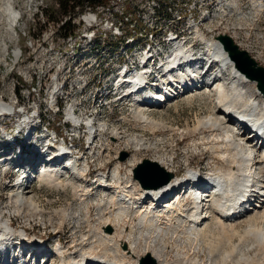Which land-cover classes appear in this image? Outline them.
I'll return each mask as SVG.
<instances>
[{
  "label": "rangeland",
  "instance_id": "obj_1",
  "mask_svg": "<svg viewBox=\"0 0 264 264\" xmlns=\"http://www.w3.org/2000/svg\"><path fill=\"white\" fill-rule=\"evenodd\" d=\"M7 1L11 3L12 8L14 7L13 11L18 13L19 16L18 26L14 30L15 32L7 29V24L5 22L6 17L3 16L1 10L5 2ZM103 1L105 3V8L106 6H109V11L107 9H102V7L95 9V12L92 15L95 18L93 22L89 23L80 21L78 24V27L80 29L77 30L75 36L71 37L72 40L70 38L63 40V35L71 29V26H77L76 22L78 21V18L77 15L72 17L71 19H68V14H55L52 16H55L56 20H63V22L59 23L58 26L56 25V22L54 24L49 23V11H51L52 13L57 9L55 0H0V101H4V103L12 105V102L15 103V101L18 100L19 105L26 106L27 104H30V107H32V95L30 94L31 92H34L33 88H40L45 86H49L51 88V80L53 79V77L56 76V79H60L62 76L63 81H61V86H68L65 89L64 98L62 97L61 99V103L64 105V110L67 108V110H69L73 106V109H77V105L79 106L80 103L84 102L86 115L92 117L94 115L92 109V100L89 97H78V89L80 88V86L83 87V84L90 83L93 84L92 86L94 87L98 86L97 83H103L104 85H107L111 82H114V80H112V75L119 73L118 69L123 60L132 62L145 50V48L147 49L149 45H151L152 47L154 44H166L168 38L165 37V33H167L168 35H175L180 33L185 36L187 31L196 32L205 29L206 26H209V31L204 36L206 40H216V37L220 34H225L229 37L231 36L233 37L234 42L239 45L240 50L246 51L249 56L257 62L259 66L264 68V17H262L258 22H253L250 18H243L244 14H254V3H260V10L264 9L262 8V6H264V0H217L218 2H222L224 4L227 3L232 6L230 8L231 10L226 9L224 11L225 15L223 16L216 15L215 12L212 13V11H210V9L213 7L214 0ZM82 6L83 9H86L88 5L87 3H83ZM258 7H256V10H259ZM87 10L88 9L84 10V12H87ZM76 11L77 10H75L74 12ZM204 12H206V14ZM228 13H230V16L224 21L219 22V18L225 17ZM71 14H73V12ZM211 16H215V18H212ZM65 18V23L70 22L71 26L60 30L59 27L63 25ZM111 26L114 27V29H112ZM90 34L91 36L94 34L92 36L94 38L93 43H91L88 39V35ZM48 39L49 45L52 44V47L47 48L43 53L41 42ZM197 41L199 40L197 39ZM202 44H200V46L196 45V51L202 52ZM15 50L19 53L20 56L18 58L19 61L15 65H13V51ZM125 52H127L128 54L127 59H124L126 55L123 56ZM84 54H86V56L88 55V59L80 58V56ZM42 61H44L43 65ZM55 66H58L59 70L63 69V71L60 72L59 70H55L56 73L55 75H53V70V72H50L49 74V69ZM193 71L195 70H191L190 72ZM49 75L53 76L49 77ZM50 88L49 92L51 90ZM244 90L245 93L243 95V98L245 99L258 95V91L256 90L254 82L252 84L246 85ZM19 91L21 100L19 98ZM180 92L179 94H181ZM15 95L17 96V99H15ZM185 95L186 94H184V96ZM198 95L200 96L194 95V98H186L174 103L173 105H168L165 108L162 107L157 109H150L148 110L149 112L147 110L144 111L145 115L148 114V117L155 118L156 121L163 120L165 123H167V126L173 125L176 129L180 128L179 130H176V133L173 132L174 134L171 133L170 129L168 128L166 130L160 129V132L155 130V133H151V131L147 128L145 129V127H143L142 125L141 120L136 115H134V109L132 111V108L130 106H127L128 101H124V104L127 103V105L121 111L113 114L103 113L101 119L102 122L99 123L101 126L105 125L107 133H105L106 135L103 134L104 137H97L96 145L92 148L91 151L85 148L84 144L82 143V141H84L86 138L84 132L81 140H75V144L81 150L78 165L81 166L80 164H85L86 162H88L90 166L88 172L89 176H84L85 181L92 180L95 175V178L97 180L99 179V177L103 176H99L98 174L105 172L108 173L109 184L113 183L114 179L112 178L111 172L112 170L114 171L115 167L119 165L118 162H121V165L118 167V169L121 168L120 176L125 177L126 172L129 169L127 160L132 155L136 157L135 159L137 161L142 162L144 160H149L150 162L157 163L158 165L159 163L157 161H159V155H165L164 158H172V161L174 162L172 164L171 171L173 172V175H177L175 177L183 175L189 168L193 170H201L202 173L211 171L212 169H214L213 166H216L223 171L227 170L228 168L226 166L228 165V161L230 162L231 155L233 156L231 147L229 148L228 146H226V143H224V148H220L219 150H205L203 149L205 148V145L201 144L200 139H202V137L211 138V135L204 131L199 132L200 130H198L197 133L193 131V127L197 125V119L206 117L211 109L214 108V104L209 102V95L207 92ZM34 97L35 93L33 95V98ZM73 100H75L76 102ZM117 103H114V106L111 105V108L107 111L111 112L116 108H120V103ZM53 111L57 112L55 109H53ZM49 113L51 112L49 111ZM64 113L65 112L62 111V113L60 114V118H62L63 123H65V115H63ZM53 118L54 122L52 123V125L55 126L56 119L53 115L51 116L49 114V121L52 122ZM16 119L17 118L15 117V120ZM11 125H13V122ZM140 125L142 128H140ZM185 132L188 134H186ZM161 133H163V135ZM201 133L202 135L204 133L205 137L202 136ZM171 134L172 136H170ZM217 137L218 136H216V138ZM134 138L143 140V143L141 145L143 148H146L149 145L151 146V149L149 148L148 150H145L142 149L141 146H138V148L140 147L141 150L135 151L132 146H129L128 148L126 143ZM191 140L192 142L194 140L196 144L198 143L197 147H195L196 144L195 146L190 145ZM3 143H5V141H3L2 144ZM154 144L157 146H155ZM227 150H229L230 152ZM123 152L127 153V157L122 161L120 160V155ZM219 152L224 155H219ZM219 156H221L222 158ZM2 158H4V156L2 155V153H0V159ZM220 164L222 167L220 166ZM159 166L163 168L161 165ZM81 167L82 170H87L86 167ZM165 172L167 171L165 170ZM14 173L15 172H10V174ZM3 176V173L0 171V212L3 213L2 215L4 217V221H6L7 223H12L11 227L15 229L13 231L14 236H24V232L26 231L29 236H32L31 238H44L45 240H47L45 243L46 248L51 252L55 247L56 241L59 240L61 244L59 248L62 247L67 251V253L69 252L72 258L75 257V261L78 260V256L82 252L88 251L89 247L92 250H90L91 253L96 257H100L101 259L106 260L110 259L112 261H118L117 259H119V256L118 258H116L118 254L115 253V250H113L107 243H97L95 241L97 240V238H94L96 235V231L94 232L88 230V228H84L87 227L84 222L83 223L85 226L83 225V223L82 227L77 226L78 224L76 221L79 219V216L81 217L85 211L84 202H88L87 206H89V216L91 218L95 217L96 214L94 215L93 213H95L94 211H96L97 208H101V210L105 212V216L103 213L101 215L102 217L100 216L101 219L109 216V214H107L105 211L106 209H109V211L112 209L109 207V198H107L106 201H101L102 199H105L106 195H104L99 190L96 193V191L94 190V186L96 185H94L93 188L91 186H89L88 188L87 182L83 181V185H79L80 183L75 182V184H73L71 181L70 186H61L64 192H56L53 190H48L42 185V187L38 188L37 185L39 184V182L37 180H27L25 186L29 188L30 191L32 190V193L36 195L40 207L42 208V210H44V213H42V218L34 217L31 218L30 222H27L26 219L14 216L12 214L13 212H10V210L13 208L9 205L7 195H9L11 192L10 186L12 183L6 181V177ZM207 177H209V175ZM154 178L155 175H151L150 180L153 181ZM157 178L159 177L156 176L155 179ZM152 181V185L157 184L156 181ZM65 188L67 189L65 190ZM94 194L97 195L95 196ZM77 195H80V197H77ZM134 195L137 196L138 192L135 191ZM81 199H84V202H81ZM254 203L255 205L257 204V202H253V205ZM215 215H217L216 212ZM67 219H69L70 221H67ZM213 219H215V217ZM213 222L214 220L210 222L208 226L209 229H207L208 231H206V235H204L207 236V241H209V244H219L220 253H217L216 256L209 255L208 246H205L207 241H204L206 242L204 243L201 240L200 243H198L191 240L189 243V240H186L185 238V234L187 233V231L189 232L192 230L182 225L175 227L177 228L175 232H178L179 237L171 236V234H169L165 237L166 239L157 237V240L155 239V241L153 242L150 240L149 236H144L139 240V242H137V249L139 250V254H141V252L146 251L147 249H149L150 251L153 248L158 249L160 247V250H162L163 246H165L166 256L164 255L162 258H167L168 262L175 261L176 256H178L183 258L185 257V260L195 261V264H220L222 253L229 252L228 249L225 248L230 243L229 246L235 247V250L233 251L227 264H233L234 261L242 257V259H245L247 257L251 259V264L252 262L253 264H264V249H262L264 248V244L258 246L256 239H254L255 235H253L252 233H249V235H247L246 233V235H244L242 232H240V236L238 235L232 238H227V236L225 235L222 238H219L220 236L217 238V231L215 229V227L217 228V224ZM135 223L132 224V227L134 226V229L137 228L135 227ZM113 227H115V225ZM135 231H138V229H136ZM80 234L82 236L89 234V236H87L85 239L86 241L83 242L82 240L84 238ZM209 235L210 237H208ZM228 239L230 242H228ZM12 240H15L13 244L16 245V242L19 240V238L14 237ZM101 243L105 244L106 247L103 244L101 245ZM126 243L128 244V242ZM164 244H166L167 246ZM222 245L224 246L221 247ZM102 246L104 247V249ZM107 246L110 251H108ZM5 250H7V248L5 249L0 246V251ZM100 250L102 251V253ZM194 253L195 255H193ZM0 254L3 255L2 252ZM101 254L102 256L104 254V256L102 257ZM256 254L257 256H255ZM109 256L112 258H110ZM4 259H7V257L1 256V261H3ZM134 260L136 259L132 257L130 258V262L134 263ZM58 261L59 260L57 258H53L51 253L49 255V258L43 261L42 264H60ZM9 264H14V262H9Z\"/></svg>",
  "mask_w": 264,
  "mask_h": 264
},
{
  "label": "bare ground",
  "instance_id": "obj_2",
  "mask_svg": "<svg viewBox=\"0 0 264 264\" xmlns=\"http://www.w3.org/2000/svg\"><path fill=\"white\" fill-rule=\"evenodd\" d=\"M258 5H260V3ZM258 5L254 4L255 7H258ZM108 7L106 8L102 7V9H107L109 11L110 9ZM231 7L232 6H230V4L227 3L224 4L222 2H218L217 0H214L213 7L210 9V11H212V13L215 12L216 15L223 16L225 15L224 11L226 9H230ZM13 8L9 1L5 2V4L1 8L3 16L6 17L5 19L6 21L4 20L7 24L6 27L10 31H14L17 28L19 22L18 13L13 11ZM258 8L260 10V6ZM204 13L206 14V12ZM211 17L215 18V16H211ZM94 19H95L94 16H92V19H88V21H84V22L90 23L93 22ZM112 29H114V27H112ZM92 36L91 34L88 35V39L91 43H93L94 40ZM220 36H224V34H220L219 36H217L216 40L215 39L206 40L200 36V40L202 41L203 46L205 48V52L201 56L202 57L201 60L197 58L201 54H199V52L197 51H194L193 48L185 45H177V48L175 49L172 59H170L169 62L163 66L164 76L162 77V79H160V81L157 82L156 84H151V85L146 84L140 87L139 89H141V91H139L138 94H135L133 106L135 113L134 115H136L141 120L143 127H145V129L146 128L149 129L151 133H155L156 131L160 132L161 131L160 129L166 130L167 128L170 129L171 133L173 132L176 133V130H179L180 128L176 129L174 128L173 125L167 126L166 125L167 123H165L163 120L156 121L155 118L148 117L147 116L148 114L145 115L144 111L145 110L148 111L150 109L162 108V107L165 108L168 105H173L178 101L184 100L189 97L194 98V95L200 96L198 94L201 93L204 94L207 92L209 95L208 97L209 102L214 104L213 106L214 108L211 109V111L208 113L206 117L197 119V125L193 127L194 130L193 129L191 130L195 131L196 133L198 130H200L199 132L204 131L207 132L209 135H211V138L202 137V139H200L201 144L205 145L204 146L205 148L202 147L205 150H211V151L219 150L220 148H224V143H226V146H228L229 148L231 147L233 156L231 155L230 158L231 161L230 162L228 161V165L226 166L228 169L226 168L227 170L223 171L222 169L213 166L214 169H212L211 171L207 173H202L201 170H193L189 168L187 169V171H185L183 175L178 176L179 177L178 178L175 177L177 175H173V172L171 171L172 164L174 162L172 161L173 159L164 158L165 155H161V156L159 155L158 157L159 161L157 162L167 172H165V170L161 168L157 163H155L157 165V170L156 168L154 169V167L144 170L142 169L141 173L142 174L148 173L147 174L148 178H150V175L152 174L155 175V178L156 176L159 177L157 179L154 178L153 181L149 180L150 181L149 189H143L140 187L138 181L132 177V171H134V169L141 163L140 161H137L135 159L136 157L133 155L127 160L129 169L126 172L125 177L120 176L121 168L118 169V167L121 165L120 164L121 162H118L119 165L115 167L114 171L112 170L113 173L111 172L112 178L114 179V182L111 184L108 183L109 176L108 173L105 172L98 174L99 176L100 175L103 176L99 177V179L97 180L95 178L96 176L95 175L92 180L90 181L88 180L89 182L85 181L84 176L87 175V170L90 168L88 162H86L85 164L83 163L82 165L80 164L81 166L87 168L86 171L82 170V167L78 165V160H75L74 158L68 157L66 159V162L64 163L60 162V160L57 158H60L63 155L62 154L64 152L63 148L59 149V152L57 154L52 155L48 159H44L42 161L40 159L39 162L45 163V165H41L39 168H35L34 171H30L31 169H25L27 168L26 166L31 165L30 163H32V160L29 159L28 161L25 162L24 161L25 157H23L21 153L17 157L8 156L6 159H3L2 161L11 163V166H14L19 162L22 164L26 163L25 166H20L19 168V169H24L22 170L20 177L27 178L26 182L29 179L30 180L33 179L34 181L37 180L39 182V184L37 185L38 188L43 186L48 190H53L56 192H60V191L64 192L61 186L63 187L70 186L71 181L73 184H75V182H78L80 183L79 185H83V181L87 182L88 188L89 186L93 188V186L96 185L94 186V190L96 191V193L99 190L104 195H106L105 199H102L101 201L103 200L106 201L107 198H109V207L112 209L110 211L109 209L106 210L104 209L106 213L109 214V216L101 219L100 216L102 215V213L104 214L105 212L101 210V208H97L96 210L97 212L94 211L95 213H93L94 215L96 214L95 217L91 218L89 216L90 214V211L88 209L89 206H87L88 202H84L83 201L84 199H81V202L83 201L85 203V204L83 203L85 205V211L82 214V216L81 217L79 216V219L76 221L78 224L77 226L82 227V223L84 222L87 226L84 228H88V230L94 232L96 231L95 232L96 235L94 238L95 239L97 238V240L95 241L97 243L99 242L107 243L113 250H115L114 252L118 254V255L116 254L117 255L116 258H118L119 256V259H117L118 261L115 260L112 261L109 259L110 256L108 257L110 261L106 259H101L100 257L94 256L91 253L92 251L91 248L89 247V250L82 252L78 256V260L75 261V257L72 258L69 252L67 253V251L62 247L59 248L61 246L59 240L56 241L55 247L52 252L48 250L46 247H43L42 250H39L38 248H40L41 245L37 241H39L40 239L38 238L31 239L32 236L26 237L27 234L25 233L24 236L23 235L14 236L13 231L15 229L11 227L12 223L11 222L7 223L6 221H4L3 220L4 217L2 215L3 213L0 212V246L5 249L7 248V250L5 251H0V253L2 252L3 254V255L0 254V263L9 264V262H14V264L16 263L42 264L43 261L47 260L49 258V255L52 253L53 258H57L60 264H138V261L142 257L143 258L141 260H143L144 258H146L147 255H149L152 259H155L156 264H195V261L185 260L186 259L185 257L183 258L178 256H176L175 261L168 262L167 258L165 259L162 258L164 255L166 256L165 246H163L162 250H160L161 249L160 247L158 249L153 248L150 251L149 249H147L146 251H143L141 252V254H139V250L137 249V244H138L137 242H139V240L144 236H149L150 240L153 242L155 241V239L157 240V237L166 239L165 237L168 236L169 234H171V236L179 237L178 232H175L177 230V228L175 227L180 225L186 226L190 230H192L189 232L187 231V233L185 234L186 235L185 238L186 240H189V243L191 240L193 242H198V243H200L201 240L204 242L207 241V236H205L206 235L205 233L206 231H208L207 230L209 229L208 226L210 222L213 220L217 224L216 225L217 228L215 227L217 231L216 233L217 238L219 236H220L219 238H222L225 235L227 236V238L229 237L232 238L238 235L240 236V232H242L244 235H246V233L247 235H249V233H252L253 235H255L254 239H256L258 246L264 244V146L262 145L256 146L259 140L254 139L253 133L251 131L243 128L244 124H251L256 131L261 130L264 132V124H262L264 123V95L258 91L255 81L247 79L242 73L239 72V70L235 68L234 62L228 57L227 52L223 49L222 44L218 40ZM69 38L71 39V37ZM231 40L234 42L233 37H231ZM236 45L239 46L238 44ZM160 46L161 45L154 44L151 47V45H149L147 49L145 48V50L132 62L128 60L127 61L123 60L118 69L119 73L112 75V80H114V82H111L107 85H104L103 83L102 84L97 83L98 86H94V87L92 86L93 84L90 83L83 84L84 85L83 87L80 86V88L78 89L79 92L78 97H87V98L89 97L92 100L93 103L92 109L94 113L92 117L86 115L85 113L86 110L84 109V102L80 104L78 103L79 106L77 105V109L76 108L73 109L74 106L73 107L70 106L71 109L67 110L68 109L67 108L64 110L63 108L64 105L61 103V99L62 97L64 98L65 89L68 86L66 85L61 86V81H63L62 76L60 79L58 78L56 79V76L53 77V79L51 80L52 82L51 88L49 86L33 88L34 92H31L30 94L32 95V104L34 106L36 113L45 118V123L43 124L44 126L40 130H38V134H36V136L44 137L47 134H49V111L54 112L53 109H55L57 111L55 113L61 114L62 111L65 112L63 114L65 115L64 118L65 123L68 122L72 126H77L79 125V123H83L86 126L87 129L85 131V135L88 144L91 140H95L97 137H101V136L104 137V135H106L105 133H107L105 125L101 126L100 123L98 124L95 123L102 122L101 121L102 114L108 112L107 110L111 108V105L114 106V103H117L119 99L124 98L123 102L128 101L129 99L128 97L129 94H126L125 92L121 93L122 92L121 90L117 92V87L120 86L122 82L125 80L123 79L124 75L122 76L120 75L124 72L125 69L133 70L135 68L146 72L154 66L158 68L160 66V62H159V57L157 56V50L159 49ZM125 55L126 57L124 59H127L128 58L127 52H125L123 56ZM19 56L20 55L16 50L13 51V57H14L13 65H15L19 61L18 60ZM87 56L86 54H84L80 56V58L88 59ZM208 65L210 66L209 69L204 71V69ZM191 70H195V71L190 72ZM253 82L255 83V87L256 90L258 91V95L257 96L255 95L254 97L248 99L243 98L244 97L243 95L245 93L244 90L245 86L248 84H252ZM124 87H128V84H125ZM49 88L51 89L50 92H49ZM151 88H154L156 90L152 94L149 92L150 93L149 94L147 91L150 90ZM179 92L181 94H179ZM34 93H35V97L33 98ZM142 93L143 96L138 97V95ZM184 94L186 95L184 96ZM49 97H50V103H49ZM147 103H151V104L149 105ZM11 104L12 105L4 103V101H0V113L2 112L11 113L12 111H14L15 108L13 106L14 102H12ZM29 120L31 121V119ZM81 120H83L84 122ZM15 122L19 124L18 125L19 127L23 126L24 124L26 126L29 125V122H26L25 117H23V119L18 117ZM140 128H142L141 125ZM161 134L163 135V133ZM170 136H172V134ZM202 136L205 137L204 133ZM216 136L218 137L216 138ZM261 140L262 141L264 140V135L262 136ZM142 143L143 140L134 138L129 140V142L126 144L128 148L129 146H132L135 151L136 150L140 151L141 149L140 147L138 148V146H141ZM195 144L196 142L194 140L192 142L191 140L190 145L195 146ZM197 145L198 143L196 144L195 147H197ZM92 148L93 146L88 147L90 151L92 150ZM149 148L151 149V146L149 145L146 148L142 147V149L145 150H148ZM152 149H153V145H152ZM36 152L40 155L42 153V152H38L37 150ZM69 152H70L69 148H66V154H69ZM218 154L224 155L221 152H219ZM2 161L0 160V167L4 166ZM167 173L168 174L172 173L170 175L169 181L165 185H159L161 183H164L165 181L164 179L167 176ZM208 175L209 177H207ZM151 181L152 182L156 181L157 184L152 185ZM18 184H19V179H17L16 182L11 184L10 187L11 192L9 195H7L9 200V205L10 207L13 208L10 210V212H13L12 214L14 216H18L26 219L27 222H30L31 218L34 217L42 218V213H44L43 212L44 210H42V208L40 207L36 195H34L32 193V190L30 191L29 188H27L26 186L23 185L20 186ZM197 187H203L202 188L203 190L209 187L210 193L207 192L200 193L202 190L198 189ZM255 187H259L258 189L259 193L257 194V197L255 199L256 201H254L257 202L256 205L254 203V207H252L250 210L246 212L236 214L234 217H228L229 214L227 216L223 214V212L227 210L226 208L232 206L231 203H234L239 200L238 197H241L244 200L245 198H247L248 195L247 193L251 191L249 188H252V190H256ZM182 188H184V193L181 196H180V192L178 194V196H180L179 197L180 200L172 201V202L159 201L162 198V196H164L165 193L176 189L181 190ZM66 189L67 188H65V190ZM135 191L138 192L137 196L134 195ZM94 195L96 196L97 194ZM77 197H80V195H77ZM232 209H234V207H232ZM242 211H244V209H242ZM215 212L217 213V215H215ZM214 217L215 219H213ZM69 219H67V221ZM134 223L138 231H135L136 229H134V226L132 227V224ZM114 225L115 227H113ZM109 229L110 232H108ZM136 233H137V237H136ZM12 236L19 238V240L16 242V245L13 244L15 240L14 241L12 240L14 238ZM87 236H89V234L82 236L84 238L82 240L83 242L86 241L85 239ZM24 237L26 240L24 239ZM208 237H210V235ZM126 242H128V244ZM228 242H230L229 239ZM103 243H101V245ZM126 244L128 245V249ZM103 245L105 246V244ZM229 245L226 246L225 248L228 249L229 252L222 253L220 264H227L233 251L235 250V247ZM205 246L206 247L208 246L209 255L211 256L213 255L216 256L217 253L218 254L220 253L218 243L209 244V241H207ZM223 246L224 245H222L221 247ZM122 247L125 248L122 249ZM19 251L20 252L22 251L20 255L18 254ZM23 251L30 252L31 255L30 256L23 255L22 254ZM108 251H110L109 248ZM193 255H195V253ZM1 256L2 257L6 256L7 259L1 261ZM255 256H257V254ZM131 257L136 259L133 261L134 263L130 262ZM242 258H239L236 261L233 260L234 261L233 264H251V259H249L248 257L245 259Z\"/></svg>",
  "mask_w": 264,
  "mask_h": 264
},
{
  "label": "water",
  "instance_id": "obj_3",
  "mask_svg": "<svg viewBox=\"0 0 264 264\" xmlns=\"http://www.w3.org/2000/svg\"><path fill=\"white\" fill-rule=\"evenodd\" d=\"M218 40L222 44L223 49L227 52L228 57L235 63V67L239 70V72L242 73L247 79L255 81L257 89L264 95V68L259 66L246 51L239 50L237 45L233 43L229 36H220ZM126 157L127 153L123 152L120 155V160L123 161ZM151 167H154V169L156 168L157 170V165L155 163H152L149 160H144L133 171V178L138 181L141 188L143 189H148L150 187L149 180L151 175L150 178H148V173H141L142 169H149ZM169 179L170 174H167L163 184L167 183ZM108 232H110V229ZM139 264H156V261L147 255L146 258L139 262Z\"/></svg>",
  "mask_w": 264,
  "mask_h": 264
},
{
  "label": "trees",
  "instance_id": "obj_4",
  "mask_svg": "<svg viewBox=\"0 0 264 264\" xmlns=\"http://www.w3.org/2000/svg\"><path fill=\"white\" fill-rule=\"evenodd\" d=\"M55 2L57 4V9L52 13H51V11H49L50 14H49L48 19H49V23L54 24L56 22L57 26L59 25V23H62L63 20H56L55 16H52V15H55V14H57V15H67V14L70 15L72 12H74V10L76 8H79V10L80 9L82 10L83 9L82 5L84 2H87V5H89V6H94L95 4H98V0H55ZM104 5H105V3L102 2L99 4L98 8L105 7ZM106 7H108V6H106ZM70 26H71L70 22L65 23V21H64L63 25H61L59 27V29L63 30L66 27H70ZM72 29H73V27L71 26L70 30H72ZM79 29L80 28L78 27V30ZM68 32H66L64 35H67ZM75 34H76V32H74V34L70 35V37L74 36Z\"/></svg>",
  "mask_w": 264,
  "mask_h": 264
},
{
  "label": "built area",
  "instance_id": "obj_5",
  "mask_svg": "<svg viewBox=\"0 0 264 264\" xmlns=\"http://www.w3.org/2000/svg\"><path fill=\"white\" fill-rule=\"evenodd\" d=\"M102 2H104V1L103 0H98V4H95L94 6H89L88 5L87 8H86V9H88L87 12H84V10H86V9H82V10L80 9L79 10V8H76L75 10H77V11L73 12V14H70L67 18L71 19L72 17L77 15V18H78V21L76 22L77 26H73V29L70 30L66 36H63L64 37L63 40H65L66 38H69L70 35L74 34V32H77L78 24H79L80 21H88V19H92V15L95 12V9H97L99 4L102 3ZM84 3H87V2H84ZM229 16H230V13H228L225 17H221L219 22L224 21ZM243 18H250L253 22H258L259 21L258 17H255L254 14H244ZM65 20H66V18L64 19V21ZM204 31L205 32L209 31V26H206L205 29L200 30V32H204ZM50 47H52V44L49 45V39L46 40V41L41 42V48H42V52L43 53H44V51L47 48H50Z\"/></svg>",
  "mask_w": 264,
  "mask_h": 264
}]
</instances>
